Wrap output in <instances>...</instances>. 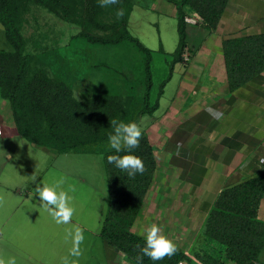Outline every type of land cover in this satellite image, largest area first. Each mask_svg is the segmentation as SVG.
<instances>
[{
	"label": "rangeland",
	"instance_id": "rangeland-1",
	"mask_svg": "<svg viewBox=\"0 0 264 264\" xmlns=\"http://www.w3.org/2000/svg\"><path fill=\"white\" fill-rule=\"evenodd\" d=\"M123 1L119 0L118 8L114 5L101 7L99 0H65L70 8L69 18L44 6L24 2L18 21L26 52L31 55L29 78L64 83L78 101L100 100L106 105L105 112L109 118H97L95 123L99 127L109 124L108 132L113 130L110 120L131 123L134 116L140 114L143 94L146 91L147 55L130 41L104 45L74 35L83 30L96 36H116L122 30V21L116 17V11L123 8L126 14L129 9L128 4ZM127 3L132 7L128 25L130 32L151 49L149 63L152 85L149 90V104L153 105L157 100L159 102L153 112L142 113L135 123L143 131L150 133L156 147H161L165 142L164 125L174 121V112L169 108L167 110L170 99L182 94L180 84L185 79L187 64L204 63L200 47L208 36L209 29L201 22H187L184 58L173 62L179 45L174 3L170 0H128ZM91 19L104 27L94 25ZM0 48L12 50L1 23ZM201 90L198 86L190 90L189 98H202ZM181 99L175 98L173 105H182ZM182 114L178 112L176 117ZM12 142L16 149L13 161H27L24 190L42 184L54 185L61 178L65 181L62 190L71 196L70 206L75 209L71 223L57 224L44 211L43 216L38 215L36 220L40 224H51L55 230L58 229L61 261L72 247L70 241H65V229L76 226L82 232L85 231L83 227L87 229L84 242L80 245L83 254L79 257L78 264H137L124 253H120L113 261H107L106 258L103 238L100 235L102 219L108 205V183L102 153H50L25 138ZM104 147L110 149L109 141ZM160 161L159 168L162 169L165 161ZM154 195L147 196L149 205L141 209L132 230L146 236L149 226L156 224L163 235L184 250L187 255L184 261L187 264H200L194 251L202 228L198 229L189 221L183 209L184 205L179 207L173 201L172 206L165 207L161 199L154 200L157 194ZM259 215L264 218V197ZM80 223L82 227L79 226ZM193 230L198 232L195 238L191 234L194 233ZM260 260L264 261V248Z\"/></svg>",
	"mask_w": 264,
	"mask_h": 264
},
{
	"label": "trees",
	"instance_id": "trees-1",
	"mask_svg": "<svg viewBox=\"0 0 264 264\" xmlns=\"http://www.w3.org/2000/svg\"><path fill=\"white\" fill-rule=\"evenodd\" d=\"M170 1L176 9L179 32L174 62L184 58L187 44L185 16H197L206 28L216 29L229 0ZM24 2H32L54 13H62L66 18L70 17V8L65 0H0V23L12 47V50L0 48V100L10 103L18 132L30 142L54 148L60 153L103 154L108 205L102 219L101 235L137 263L136 257L141 255L140 249L145 246L146 236L134 232L132 226L157 170L154 145L142 130L139 148L131 150V154L142 159L146 171L129 177L125 171L108 162L109 155L126 154V151L116 153L104 147L113 130L108 132L109 124L99 127L95 123L97 118H109L105 104L95 99L78 101L64 83L29 78L31 55L26 52L24 38L18 27ZM127 2L123 1L129 9L121 18L122 30L116 36H96L83 30L74 36L104 45L130 41L147 55L146 91L140 114L132 120L136 122L142 113L153 112L159 102L157 100L153 105L149 104L151 49L130 32L128 25L132 7ZM114 6L119 8L118 3ZM91 20L94 25L104 27L95 19ZM222 48L231 90L264 70V32L227 37L223 40ZM263 197L264 170L220 191L207 215L202 241L194 251L200 264H262L260 254L264 248V219L260 217L259 211ZM176 247L177 251L171 257L154 262L145 256L142 264H177L187 259L184 250Z\"/></svg>",
	"mask_w": 264,
	"mask_h": 264
},
{
	"label": "crops",
	"instance_id": "crops-1",
	"mask_svg": "<svg viewBox=\"0 0 264 264\" xmlns=\"http://www.w3.org/2000/svg\"><path fill=\"white\" fill-rule=\"evenodd\" d=\"M261 32L264 0H229L218 27L209 29L200 47L204 63L187 64L180 84L182 94L170 99L167 110L175 115L171 117L173 122L164 125V144L156 147L147 133L155 146L158 166L141 209L149 205L147 198L154 193V200L161 199L165 207L172 206L173 201L179 207L184 205L189 221L202 228L196 247L220 191L264 170V70L231 90L222 48L227 37ZM197 86L202 89V98L190 99V90ZM175 98H182L183 104L175 107ZM210 108L214 110L211 115L207 111ZM178 112L183 114L176 117ZM22 138L14 125L10 103L0 100V195L5 196L0 205V255L14 256L17 264H61L58 229L36 222L38 215L44 214L38 207L39 196L33 194L35 188L23 189L27 161H13L16 149L12 141ZM197 230L191 233L193 237ZM103 242L107 261L123 253L104 238Z\"/></svg>",
	"mask_w": 264,
	"mask_h": 264
},
{
	"label": "clouds",
	"instance_id": "clouds-1",
	"mask_svg": "<svg viewBox=\"0 0 264 264\" xmlns=\"http://www.w3.org/2000/svg\"><path fill=\"white\" fill-rule=\"evenodd\" d=\"M119 0H99L101 7L116 5ZM125 15L124 9L116 11V17L122 18ZM209 114H213V109H207ZM112 133L108 136L110 149L116 153L126 151L124 155H109L107 157L110 164H114L118 169L125 171L129 177H135L137 173L143 174L146 169L142 159L131 150L139 148L142 138V129L135 122L124 123L116 119L110 120ZM64 179L61 178L54 185H37L33 194L39 196L41 207L47 212L57 224H70L75 209L70 206L71 197L68 192L62 190ZM5 201V196L0 195V205ZM65 241H70L72 247L67 256L62 258L61 264H78L79 257L82 256L80 245L84 242V235L79 227L65 229ZM145 246L140 249L141 255L136 257L137 264H142L143 257H148L152 261L163 260L165 257H171L177 251L176 245L161 233L158 225L149 226L145 237ZM75 258V259H73ZM0 264H17L14 256L5 258L0 255Z\"/></svg>",
	"mask_w": 264,
	"mask_h": 264
},
{
	"label": "built area",
	"instance_id": "built-area-1",
	"mask_svg": "<svg viewBox=\"0 0 264 264\" xmlns=\"http://www.w3.org/2000/svg\"><path fill=\"white\" fill-rule=\"evenodd\" d=\"M185 21L186 22H191V23H199L201 22L200 18L194 15H186L185 16ZM177 264H187L185 261H179Z\"/></svg>",
	"mask_w": 264,
	"mask_h": 264
}]
</instances>
